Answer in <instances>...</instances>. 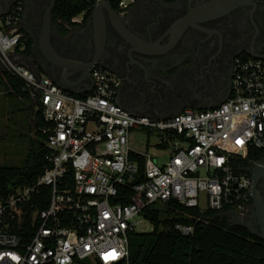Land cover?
Here are the masks:
<instances>
[{"label": "built area", "instance_id": "obj_1", "mask_svg": "<svg viewBox=\"0 0 264 264\" xmlns=\"http://www.w3.org/2000/svg\"><path fill=\"white\" fill-rule=\"evenodd\" d=\"M23 9L16 2L0 16V61L34 97L49 151L34 182L0 192V264H128L131 235L143 221L153 224L146 207L172 209L169 201L177 200L194 210L183 215L205 223L208 210L250 209V169L260 160L249 154L264 149V57L235 58L231 93L219 105L158 119L120 105V79L103 66L92 70L93 89L79 96L14 60L26 35ZM73 21L82 24L84 13ZM139 129L155 134L162 151L172 150L162 164L149 145L132 148ZM132 152L144 157L143 168ZM124 187L142 202H123ZM175 228L195 232L191 223Z\"/></svg>", "mask_w": 264, "mask_h": 264}, {"label": "flooded vegetation", "instance_id": "obj_2", "mask_svg": "<svg viewBox=\"0 0 264 264\" xmlns=\"http://www.w3.org/2000/svg\"><path fill=\"white\" fill-rule=\"evenodd\" d=\"M210 1L130 0L125 9L112 5L118 19L137 34L142 23L149 24L162 15L168 22L187 18L180 35L150 44L147 52L139 45L135 49L120 35L122 44L113 42L118 24L104 7L110 36L103 64L120 79L117 95L120 105L130 112L154 118L206 110L219 105L231 92L237 56L264 57V0L242 3L216 15L202 9ZM90 16L81 26L66 25L65 32L54 24L74 46L87 48L95 45L96 22ZM257 188L264 202V176ZM250 209L246 218L252 221L255 232H262L253 195Z\"/></svg>", "mask_w": 264, "mask_h": 264}, {"label": "trees", "instance_id": "obj_3", "mask_svg": "<svg viewBox=\"0 0 264 264\" xmlns=\"http://www.w3.org/2000/svg\"><path fill=\"white\" fill-rule=\"evenodd\" d=\"M96 1L57 0L53 18L59 24L61 32L66 31L62 22L69 25L79 24L73 21L77 15L84 13L85 21L91 15ZM120 1L109 0L116 8L120 7ZM22 42L25 44L23 51L29 53L32 40L25 35ZM0 85L7 86L8 89L12 87L16 93L29 97L22 79L5 68L0 70ZM36 112L37 138L31 140L22 166L0 164V192L6 191L12 185L34 182L46 164L49 150L46 146V134L41 131L44 120L41 113L37 110ZM249 155L253 160H261L264 149H253ZM131 158L139 160L142 168L144 167L143 156L132 152ZM44 190L48 193L49 188ZM121 195L125 203L132 199L142 202L127 187L122 189ZM168 205L172 209L160 203L144 209V214L151 219L154 229L151 232H136L131 235L128 264H264V240L254 236L245 226L234 224L224 212L206 211L203 217L208 221L205 223L183 215L182 211L193 213L194 210L186 208L177 200H170ZM178 222L194 224L195 232L191 235L182 234L175 228Z\"/></svg>", "mask_w": 264, "mask_h": 264}, {"label": "water", "instance_id": "obj_4", "mask_svg": "<svg viewBox=\"0 0 264 264\" xmlns=\"http://www.w3.org/2000/svg\"><path fill=\"white\" fill-rule=\"evenodd\" d=\"M250 1L252 0H211L202 9L211 15H216ZM16 2L24 4L21 28L33 40L30 55L25 58L26 63L35 72L44 71V73L52 77L62 87L78 94L88 93L93 89L92 70L96 66L104 67V50L110 36L105 21L104 7L110 11L114 23L118 24L116 27L117 35H114L113 42L115 44L118 42L122 44V39L120 38L122 36L126 41L131 42L135 46V49L139 45L144 52H147V46L154 44V42L161 41L167 37L172 39V36L180 35L183 28L187 25V18L168 22L164 15L161 14L162 18L160 19L151 21L149 24L142 23L139 34H137L128 29L123 21L118 19V13L112 7L109 0H97L90 16L96 22L95 45L81 48L74 46L73 41L69 37L61 35L53 23V10L57 0H0V16L8 14ZM54 39L56 41L55 44L53 43ZM13 59L16 60L14 55ZM81 80H88L90 82L88 89L80 90L76 88V85ZM230 93L221 102L226 100ZM132 113L137 114L136 112ZM172 115L175 114L159 116L157 118L165 119ZM250 172L253 180L252 195L262 232H255L251 225L252 221L246 218L253 207L247 214L245 213L246 215H241L235 211L224 212V215L231 219L234 224L243 225L252 234L264 239V202L257 188L260 178L264 176V157L261 158L259 164L250 169Z\"/></svg>", "mask_w": 264, "mask_h": 264}, {"label": "rangeland", "instance_id": "obj_5", "mask_svg": "<svg viewBox=\"0 0 264 264\" xmlns=\"http://www.w3.org/2000/svg\"><path fill=\"white\" fill-rule=\"evenodd\" d=\"M8 118L9 116L0 114V133L1 130H4L1 124L6 123L9 125L10 121ZM3 133L4 134L0 136V164L22 166L30 148L31 142L28 140L29 132L24 131L23 128L19 130V128L13 124L9 132L4 131ZM21 133L28 135L25 136ZM157 141V136L147 130H134L131 134V146L134 150L141 152L144 151L146 145H149L148 151L156 160L160 158V160L157 161L162 164L172 153V150L170 148H165L163 149L164 151H162L161 148L156 145ZM202 204L204 203L202 202ZM152 227L153 224L151 222L143 221L138 225V230L140 232H151Z\"/></svg>", "mask_w": 264, "mask_h": 264}, {"label": "crops", "instance_id": "obj_6", "mask_svg": "<svg viewBox=\"0 0 264 264\" xmlns=\"http://www.w3.org/2000/svg\"><path fill=\"white\" fill-rule=\"evenodd\" d=\"M21 20H22V17H21ZM54 22L55 21L53 19V23ZM62 23L64 24L65 28H66V25H69V24L64 23V22H62ZM56 25L59 26V24H56ZM56 25H55V27H56ZM81 25L82 24H78L76 26H81ZM25 33L27 35V32H25ZM27 36L31 39V37L29 35H27ZM32 44H33V40H32ZM19 46H18L19 48H16V50L13 53L14 57L20 63H23V64L31 67L30 65H28L26 63V59H25L28 55H30L31 47H30L29 53H25L23 51L25 49V44L22 42ZM3 68H4L3 64L0 61V70ZM40 72L44 73V71H42V70ZM89 86H90V82L88 80H81L79 82V84L76 85V88L77 89L79 88L80 90H86L89 88ZM9 88L10 89H8L7 86L0 85V91H1L0 92V114H4L5 116H9L8 120L10 121L9 125H7L6 123L1 124L2 127L4 128V130H1L0 136L2 134H4L3 133L4 131L9 132L12 125L15 124V126L18 127L19 130L23 128L24 131L29 132V135L25 134V133L24 134L21 133V134L25 135V136L28 135V138H29L28 140H30V142H31L32 139L37 138V133H36V131H37L36 113L37 112H36L35 99L29 92H28L29 97L28 96L25 97V96H22V95L16 93L12 87H9ZM72 93L81 96V95L86 94L87 92L83 93V94H78L76 92H72Z\"/></svg>", "mask_w": 264, "mask_h": 264}]
</instances>
